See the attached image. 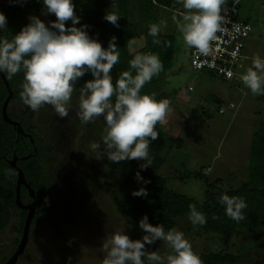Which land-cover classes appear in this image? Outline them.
Returning a JSON list of instances; mask_svg holds the SVG:
<instances>
[{"label":"rangeland","instance_id":"rangeland-1","mask_svg":"<svg viewBox=\"0 0 264 264\" xmlns=\"http://www.w3.org/2000/svg\"><path fill=\"white\" fill-rule=\"evenodd\" d=\"M171 1L169 7L156 0L143 4L129 0L128 12L121 16L128 17L132 26L133 39L127 45L130 59L140 53L147 25L166 21L162 33L174 35L177 41L178 53L173 66L160 80V90L170 100L172 111L167 122L161 124L166 131L165 162L159 172L172 188L200 202L205 197V182L197 177H184L188 171H202L212 181L220 179L219 186L224 189L247 183L263 187L264 173L259 180L252 181L250 157L254 134H264V95L253 94L243 83L235 87L191 68L178 29L186 10L180 0ZM235 1L226 0L222 9ZM73 3L76 10L83 0H73ZM43 9L47 23L56 19L54 14L46 15ZM238 9L240 17L253 26L245 49L250 57L248 68L257 55L264 58V0H238ZM231 103L234 107H230ZM76 105L74 94L70 107L74 109ZM9 109L28 126H35L48 147L55 149L46 161L54 186L53 196L47 211L31 229L17 264H49L57 254L76 264H102L103 240L114 231H125L142 239L145 233L139 226L129 224L128 217L113 200L115 195L124 197L130 190L104 164L102 117L85 124L75 116V110H70L68 117L60 118L51 106L32 111L21 100L10 103ZM93 142L101 143V149L93 151L90 148ZM7 205L10 219L5 231L0 232V262L9 258L15 248L22 216L9 202ZM176 229L184 232L201 258L210 252L223 251L240 256L239 264H264L262 232L205 233L188 218L182 219ZM156 244L162 248L159 254L169 251L162 241Z\"/></svg>","mask_w":264,"mask_h":264},{"label":"clouds","instance_id":"clouds-1","mask_svg":"<svg viewBox=\"0 0 264 264\" xmlns=\"http://www.w3.org/2000/svg\"><path fill=\"white\" fill-rule=\"evenodd\" d=\"M25 2L9 0L10 4ZM180 3L186 10L183 22H178L184 44L208 55L211 43L218 32L224 31L227 22L222 15L226 0H180ZM42 4L45 14H54L56 19L46 25L39 16L31 15L29 23L11 40L0 36V74L10 79L23 72L19 96L32 111L51 106L58 117L65 118L70 110H75V116L85 124L102 117L105 134L101 142L107 158L115 163L143 160L140 169L146 170L151 166L149 145L159 137L156 125L165 124L172 111L169 99L157 100L155 94H141L143 86L163 70L159 56L137 53L129 61L130 70L121 72L113 83L110 73L120 58L117 37L113 36L105 48L89 35L88 25L77 27L81 18L74 12L73 0H42ZM120 17L115 11H107L104 19L119 27ZM69 20L71 25L66 27ZM166 25V21L151 24L149 35L157 38ZM7 28L8 17L0 11V32ZM87 73L93 78L77 91V81ZM231 75L229 72L228 76ZM240 78L253 94L264 95V58L254 57L252 66ZM74 94L77 105L73 109L70 103ZM90 148L101 149V143L93 142ZM136 179L143 184L150 182L140 171L136 172ZM132 195L146 198L148 190L140 187ZM219 200L227 217L236 222L245 218L243 210L248 205L243 198L224 193ZM188 219L194 226L207 222L194 204L189 205ZM139 228L145 233L142 239H131L125 231H114L106 237L101 248L102 264H203L184 232L176 228L166 231L161 224L153 225L146 214L139 220ZM158 240L169 250L165 255L146 247Z\"/></svg>","mask_w":264,"mask_h":264},{"label":"trees","instance_id":"trees-1","mask_svg":"<svg viewBox=\"0 0 264 264\" xmlns=\"http://www.w3.org/2000/svg\"><path fill=\"white\" fill-rule=\"evenodd\" d=\"M129 0H83L76 10L80 23L77 27L88 25L87 31L92 38L98 39L106 48L108 41L117 37L116 43L120 54L119 61L111 70L113 83L118 79L123 71L130 70L129 61L131 60L127 53V45L133 39L132 26L128 17L119 19V27L112 25L104 19L107 11H115L120 16L128 12L127 3ZM142 3L147 0H131ZM158 3L171 6V0H156ZM0 11H3L8 17V28L0 32V36L11 40L22 27L29 23V16L36 15L43 20L46 25L49 24L42 16L44 5L42 0H26L21 4H10L9 0H0ZM71 25V20L66 22V27ZM150 25H147L144 31L145 42L139 49L140 53L157 54L163 64V70L159 75L154 76L152 80L146 83L141 89V94H155L157 100L166 98L165 93L160 89V80L166 75L167 71L173 66V62L178 53L176 37L172 34H164L160 31L157 38L148 33ZM158 39L159 43H154ZM133 75L135 71L131 70ZM7 76V75H6ZM213 76V75H212ZM8 78V76H7ZM91 73L85 74L76 83L77 91L85 81L92 79ZM14 95L10 103L21 100L19 93L23 83V72L8 78ZM8 95L7 87L0 74V232L5 231L9 222V208L7 202L22 213L18 224V239L15 241V251L20 237L22 236L23 226L27 215V210L16 205V185L18 174L11 166L10 161L14 156L18 157L17 165L23 170L28 184L36 193V213L32 221L31 229L37 219L48 209L50 200L53 196L54 186L49 178L46 168V161L50 159L55 149L48 147L43 137H41L34 126L26 127L34 137V143L30 137L18 135L14 126L7 122L2 115V106ZM13 119H19L25 125L24 121L9 110ZM156 131L159 137L149 145V156L151 166L146 170L140 169L143 160H126L119 163L110 161L103 148L104 164L109 173L115 176L119 182L125 185L130 192L122 197L115 195L113 200L117 208L128 217L131 225L139 226V220L146 214L149 222L153 225L161 224L167 231L170 228H177L184 218H188L189 205H195L197 210L204 213L207 222L204 225H198L205 233L216 234H235V233H264V186L259 187L252 183H247L238 188L224 189L219 186L220 179L211 180L202 171H188L184 177H197L204 180L206 185L205 197L203 202L181 193L169 185L165 176L160 174L159 170L165 162L164 140L166 131L161 124L156 125ZM37 148V151L35 150ZM32 154L28 158L20 159L23 156ZM251 178L252 181L259 180L264 173V134L256 132L253 136L251 146ZM261 170V173H260ZM150 182L143 184L136 179V172ZM140 187H146L148 196H133V190ZM229 196H239L247 202V208L244 209L245 218L236 222L226 216L224 206L220 203L221 194ZM21 198L27 202L30 200L29 191L24 185L21 187ZM190 229V228H188ZM131 239H138L130 233H127ZM149 251H157L162 248L158 244L146 245ZM11 254V255H12ZM8 259V258H6ZM203 264H239L240 256L223 251H214L205 254L202 258ZM49 264H76L57 254L49 260Z\"/></svg>","mask_w":264,"mask_h":264},{"label":"built area","instance_id":"built-area-1","mask_svg":"<svg viewBox=\"0 0 264 264\" xmlns=\"http://www.w3.org/2000/svg\"><path fill=\"white\" fill-rule=\"evenodd\" d=\"M222 15L227 22L224 31L218 32L217 39L211 43L209 54L202 55L196 49L186 46L188 62L195 71L216 76L223 81L239 83L242 82L240 77L248 69L249 56L245 49L253 26L240 17L238 1L223 8ZM229 72L232 73L231 77L228 76ZM230 107H234V104L231 103ZM220 112H223L222 108Z\"/></svg>","mask_w":264,"mask_h":264},{"label":"water","instance_id":"water-1","mask_svg":"<svg viewBox=\"0 0 264 264\" xmlns=\"http://www.w3.org/2000/svg\"><path fill=\"white\" fill-rule=\"evenodd\" d=\"M0 6H2V4H0ZM1 77H2L4 83L7 87V90H8V95H7V97L3 103V106H2V115L7 122L11 123L14 126L18 135L30 137L31 142L34 143L35 141H34L33 135L31 133H27L25 131L21 122L13 119L10 116L9 111H8V106H9V103H10V101L14 95V92H13V89L11 87V84H10L6 74H1ZM35 150L37 151V148H35ZM31 155L32 154L23 156L20 159L28 158ZM17 161H18L17 156H14L13 159L10 161L12 168L18 174L15 202H16V205L18 207L27 210V215L25 218L20 242H19L17 248L15 249V251L13 252V254L7 259V261L4 264H17L19 256L24 253L26 246L28 244V241H29V235H30V231H31L32 221H33V218H34L35 213H36V200H35L36 193H35V190L28 184L23 170L17 165ZM23 185L25 187H27V189L29 191V197L31 198V200L29 202H25L21 198V187Z\"/></svg>","mask_w":264,"mask_h":264},{"label":"flooded vegetation","instance_id":"flooded-vegetation-1","mask_svg":"<svg viewBox=\"0 0 264 264\" xmlns=\"http://www.w3.org/2000/svg\"><path fill=\"white\" fill-rule=\"evenodd\" d=\"M43 11H44V9L42 10V16H43ZM18 101V100H17ZM16 102V101H15ZM9 105H10V103H9ZM10 109H9V106H8V111H9ZM11 111V110H10ZM14 114H16V113H14ZM17 115V114H16ZM19 118H21L23 121H24V123H25V125H23V123H22V121H20L19 119H15V120H17V121H19V122H21V124H22V126L24 127V129H25V131H26V127H28V125H27V123H26V121L21 117V116H19V115H17ZM35 127V126H34ZM36 128V127H35ZM36 131H37V128H36ZM27 132V131H26ZM38 132V131H37ZM27 133H30V132H27ZM39 134V133H38ZM30 200H31V198H30ZM29 200V201H30ZM29 201H27V202H29ZM7 261V259H5L3 262H0V264H4L5 262Z\"/></svg>","mask_w":264,"mask_h":264},{"label":"crops","instance_id":"crops-1","mask_svg":"<svg viewBox=\"0 0 264 264\" xmlns=\"http://www.w3.org/2000/svg\"><path fill=\"white\" fill-rule=\"evenodd\" d=\"M236 1H238V0H236ZM236 1H235V2H236ZM228 6H229V5H228ZM239 14H240V13H239ZM249 60H250V57H249ZM249 60H248V61H249ZM228 83L234 85L235 87H237L238 85H241V84H242V82H239V83H236V82H228ZM219 109H221V107H220Z\"/></svg>","mask_w":264,"mask_h":264}]
</instances>
